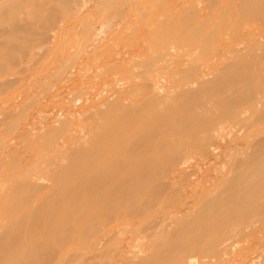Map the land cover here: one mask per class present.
Here are the masks:
<instances>
[{
  "label": "bare ground",
  "instance_id": "bare-ground-1",
  "mask_svg": "<svg viewBox=\"0 0 264 264\" xmlns=\"http://www.w3.org/2000/svg\"><path fill=\"white\" fill-rule=\"evenodd\" d=\"M0 264H264V0H0Z\"/></svg>",
  "mask_w": 264,
  "mask_h": 264
},
{
  "label": "rangeland",
  "instance_id": "rangeland-1",
  "mask_svg": "<svg viewBox=\"0 0 264 264\" xmlns=\"http://www.w3.org/2000/svg\"><path fill=\"white\" fill-rule=\"evenodd\" d=\"M161 74H162V73H157V75H161ZM224 132H225V133H226V132L228 133L229 131H228V130H225ZM224 132L222 133V136L224 135L223 137L220 136V139H219V136L217 137V138H218L219 140H221V141L224 140V138H225V139H229V138L231 137V136H230V135H231L230 132H229V133H230V134H229L230 137L228 136V134H226V136H227V137H226ZM221 138H223V139H221ZM234 138H235V137H234ZM235 139H236V138H235ZM239 152L241 153V151H239ZM240 153H239L238 157L241 156ZM188 156H189V155H188ZM195 156L198 157L197 154H193V158H194V159L191 158V157L189 158V157L186 156V157L184 158L185 160H184V159L181 160L182 163H183V164L181 163V165H185V166H186V161H187V164H188L187 166H189V164H190V165L193 164V163L195 162V159H197V157L195 158ZM186 159H187V160H186ZM190 159H193V161L190 160ZM189 160H190L192 163H191ZM221 162H223V161H220V160H219V161L217 160V161H214V162L212 161V163H211V164H212V166H211L212 168H211V169H212V170H215L216 168H217V169H220V167L223 168V164H222ZM179 163H180V162H179ZM219 163H220V164H219ZM213 165H214V167H213ZM186 190H187V191L190 190V189H188V186H187V189H186V186L183 187V188H181V190L179 191V193H180V192H181V193L183 192V194H185V193H187ZM147 218H148V217H147ZM138 225H139V224H138ZM134 226L137 227L136 225H132V227L130 226L131 229H129V225H128V227H127V226H122V227H120V228L125 227V228H124L125 230H124V229L122 230V229L119 228V230H118V231L120 232V235H119V236L121 237V238H120V237H119V238L122 240L123 232H124L125 235L128 233V234H129V235L127 234L128 237H131V236H130L131 234L134 235V236H136L137 233L135 234V232L132 231V229L135 230ZM142 226H145V225H142ZM138 227H140V226H138ZM138 227H137V228H138ZM126 228H128L129 230L126 229ZM126 230H128V231H126ZM125 231H126V232H125ZM130 231H131V233H130ZM121 233H122V234H121ZM127 235H126V238H127ZM123 237H124V235H123ZM123 239H124V238H123ZM244 242H245V243H248L246 240L239 239V241L236 240V242H234V243H236V245L233 243L234 245H232V246H233V248L237 251V249H236L237 247H238V249H239V248H243L244 246L247 245V244H245ZM237 244H238L239 246H237ZM243 245H244V246H243ZM234 246H236V247H234ZM234 249H232V251H233ZM235 250H234V251H235Z\"/></svg>",
  "mask_w": 264,
  "mask_h": 264
}]
</instances>
